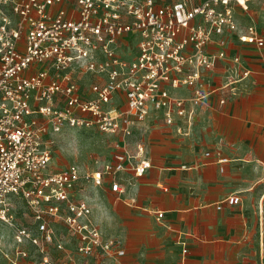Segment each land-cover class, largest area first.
I'll list each match as a JSON object with an SVG mask.
<instances>
[{
    "label": "built area",
    "instance_id": "obj_1",
    "mask_svg": "<svg viewBox=\"0 0 264 264\" xmlns=\"http://www.w3.org/2000/svg\"><path fill=\"white\" fill-rule=\"evenodd\" d=\"M248 1L0 0V219L14 218V198L25 202L35 229L17 227L14 237L40 248V264H52V246L65 248L55 220L78 236L84 258L125 254L93 223L81 192L109 176L119 193L118 174L142 176L151 168L147 144L135 134L152 116L189 134L176 124L181 119L192 126L190 102L222 92L225 103L224 93L234 94L233 78L215 89L209 73L219 60L241 61L228 57L227 33L264 48V33L238 18ZM213 43L221 47L217 53L208 51ZM84 76L101 80L87 89ZM189 88L191 98L179 95ZM66 128L114 137L112 161L88 172L76 164L53 169L51 138ZM225 201L238 204L240 197Z\"/></svg>",
    "mask_w": 264,
    "mask_h": 264
},
{
    "label": "crops",
    "instance_id": "obj_2",
    "mask_svg": "<svg viewBox=\"0 0 264 264\" xmlns=\"http://www.w3.org/2000/svg\"><path fill=\"white\" fill-rule=\"evenodd\" d=\"M223 37L228 57L241 61L219 60L209 74L215 89L233 78L234 94L224 93L225 103L222 92L190 102L192 126L181 119L176 124L189 134L152 116L135 134L147 144L151 168L142 176L118 174L119 193L111 190L109 176L81 192L93 223L125 254L84 258L75 252L78 236L55 220L65 244L62 264H264V48L241 42L235 33ZM220 49L208 46L210 53ZM97 80L81 78L86 88ZM178 93L191 98L193 89ZM231 195L240 202L225 201Z\"/></svg>",
    "mask_w": 264,
    "mask_h": 264
},
{
    "label": "rangeland",
    "instance_id": "obj_3",
    "mask_svg": "<svg viewBox=\"0 0 264 264\" xmlns=\"http://www.w3.org/2000/svg\"><path fill=\"white\" fill-rule=\"evenodd\" d=\"M247 4L248 9L238 14L241 24L246 26L253 22L264 31V0H249ZM51 139L52 166L55 170L76 164L88 172L102 168L112 159L114 137L97 129L66 128L62 133L53 135ZM12 215L14 218L11 222L0 219V264H40L42 258L40 248L30 244H18L14 237L17 227L35 229L31 210L22 199L14 198ZM63 251L64 249L60 250L56 246L49 248L52 264H62ZM75 252L79 255L77 249Z\"/></svg>",
    "mask_w": 264,
    "mask_h": 264
}]
</instances>
